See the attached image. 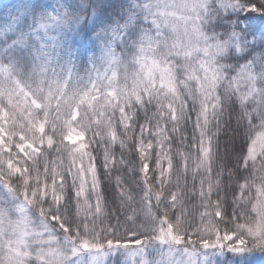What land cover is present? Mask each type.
I'll return each instance as SVG.
<instances>
[{
    "label": "snow or ice",
    "instance_id": "snow-or-ice-1",
    "mask_svg": "<svg viewBox=\"0 0 264 264\" xmlns=\"http://www.w3.org/2000/svg\"><path fill=\"white\" fill-rule=\"evenodd\" d=\"M0 264H264V0H0Z\"/></svg>",
    "mask_w": 264,
    "mask_h": 264
},
{
    "label": "trees",
    "instance_id": "trees-1",
    "mask_svg": "<svg viewBox=\"0 0 264 264\" xmlns=\"http://www.w3.org/2000/svg\"><path fill=\"white\" fill-rule=\"evenodd\" d=\"M4 2H7V0H4ZM198 203V201H192L193 208L191 210L194 211V206ZM197 222H198V216H197ZM187 226V225H186ZM119 259V258H118Z\"/></svg>",
    "mask_w": 264,
    "mask_h": 264
},
{
    "label": "rangeland",
    "instance_id": "rangeland-1",
    "mask_svg": "<svg viewBox=\"0 0 264 264\" xmlns=\"http://www.w3.org/2000/svg\"><path fill=\"white\" fill-rule=\"evenodd\" d=\"M117 259H118V257H117Z\"/></svg>",
    "mask_w": 264,
    "mask_h": 264
}]
</instances>
